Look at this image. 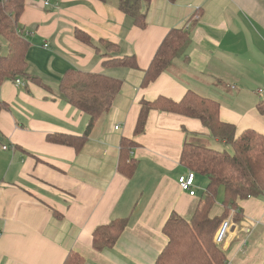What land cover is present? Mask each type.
Returning a JSON list of instances; mask_svg holds the SVG:
<instances>
[{"label": "crops", "instance_id": "crops-1", "mask_svg": "<svg viewBox=\"0 0 264 264\" xmlns=\"http://www.w3.org/2000/svg\"><path fill=\"white\" fill-rule=\"evenodd\" d=\"M23 1L17 24L29 41L26 73L50 92L22 79V87L11 80L0 85L6 104L0 111V264H63L69 252L83 264H154L167 244L162 228L168 217L190 220L201 197L195 189L190 197L177 183L186 173L179 162L185 132L212 138L198 120L157 110L149 112L144 133L134 136L139 103L159 97L179 102L191 91L217 102L218 118L237 133H264V116L253 103L254 96L263 98L253 88L264 72V0H152L144 29L114 0ZM181 28L190 37L185 54L141 88L164 37ZM75 30L90 44L77 41ZM103 42L116 50L107 53ZM100 54L134 57L138 69L104 67ZM69 69L122 83L79 150L46 141L49 134L80 137L88 121L58 91ZM122 138L136 142L130 158L137 167L129 178L118 170ZM237 206L242 219L235 223L229 213L219 245L225 264H264V195ZM222 212L215 204L211 216ZM125 218L116 244L94 250L93 232Z\"/></svg>", "mask_w": 264, "mask_h": 264}, {"label": "trees", "instance_id": "trees-1", "mask_svg": "<svg viewBox=\"0 0 264 264\" xmlns=\"http://www.w3.org/2000/svg\"><path fill=\"white\" fill-rule=\"evenodd\" d=\"M106 1V0H99ZM152 0H114L115 7L130 17L134 24L144 29L146 12ZM172 2L176 0H170ZM23 0H3L0 2V40L6 46V53L0 57V85L17 79L37 84L50 92V88L39 78L26 73V53L29 48L23 31L17 21L23 11ZM197 14H194L196 16ZM193 16V17H194ZM193 20L190 23L193 24ZM74 38L82 44H90V39L81 30L74 31ZM106 48L115 51L117 46L103 42ZM190 45L186 28L171 29L157 48L149 66L143 71L140 87L146 88L158 77L169 71L172 62L182 57ZM111 51V52H112ZM104 67H125L138 69L134 57L110 58L100 54ZM121 81L104 76L67 70L60 79L58 91L73 108L88 117L84 133L80 137L63 134H49L46 141L59 146L79 150L89 137L95 122L112 108L121 88ZM6 104L0 101V111ZM152 110L178 114L198 120L208 131L209 137L219 144L229 146L232 153L210 149L197 142L200 137L185 132L180 154V165L186 170L206 179V186L190 220H184L172 213L163 225L162 233L167 244L154 264H225V256L213 244V236L221 223L233 211V221L239 223L242 211L237 201L264 195V133L244 130L237 133L236 127L218 118L219 104L188 91L182 100L173 102L159 97L152 102L140 101L139 113L134 127V136L144 133L148 114ZM256 112L264 116V99L255 106ZM192 138V139H191ZM136 146L131 139L122 138L119 146L118 170L127 178L134 173L137 163L130 158ZM219 191L223 193L220 216H211ZM128 224V219L111 221L93 232V249H111ZM63 264H83V259L75 252H69Z\"/></svg>", "mask_w": 264, "mask_h": 264}, {"label": "rangeland", "instance_id": "rangeland-1", "mask_svg": "<svg viewBox=\"0 0 264 264\" xmlns=\"http://www.w3.org/2000/svg\"><path fill=\"white\" fill-rule=\"evenodd\" d=\"M0 46H1L0 47L1 55H4L6 53L7 49H6L5 44L1 40H0ZM104 49L106 50L107 53L108 52L110 53L112 51L111 49L106 48L105 45H104ZM256 82L258 83V85L255 86V88H253V89H254L255 92L258 89H261L263 91V98L262 99H264V80L262 79V80L258 81V79H256ZM251 87H254L253 84L248 89H251ZM244 96L247 99V102L249 104H251L249 99L247 98V95H244ZM253 100H254V102H253L254 104H256V103H258L260 101L256 96L253 97ZM197 137L201 138L200 140H197V142L202 144V145H204L205 147H208L210 149H215V150L226 151L229 154L232 153V149L229 146H224V145L217 144V143H215V141L213 139H208V137H203V136H200V135H198ZM205 186H206V179L204 177H202V176L196 175L194 189L196 191L197 198H199L202 195ZM222 200H223V193H222V191H219V193L217 195L216 205L217 206L218 205L221 206ZM212 242H213V244H215L213 240H212ZM216 246L219 248L218 245H216Z\"/></svg>", "mask_w": 264, "mask_h": 264}, {"label": "built area", "instance_id": "built-area-1", "mask_svg": "<svg viewBox=\"0 0 264 264\" xmlns=\"http://www.w3.org/2000/svg\"><path fill=\"white\" fill-rule=\"evenodd\" d=\"M3 0H0V2H2ZM45 4L47 5V1L45 2ZM1 52H0V57H1ZM263 79H264V72H263ZM15 86L18 87H22L23 83L21 82V80L17 79L14 82ZM259 97H262L263 95V91L261 89L257 90L256 92ZM116 130L118 129V127L115 128ZM6 148L3 147V150H5ZM194 180H195V175L193 172L190 171H186V173L184 175H181L178 177L177 179V183L178 186L180 188V190L182 192L187 193L190 197L195 196V192H194ZM231 214H233V211L230 212ZM230 228V222L228 220H224L220 227L216 230L214 237H213V241L216 245H220L226 238L228 230Z\"/></svg>", "mask_w": 264, "mask_h": 264}]
</instances>
